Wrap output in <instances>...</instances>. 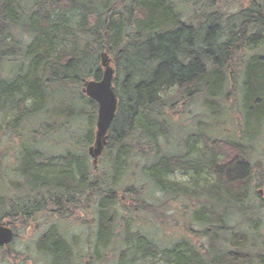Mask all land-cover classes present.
Returning <instances> with one entry per match:
<instances>
[{
	"label": "trees",
	"instance_id": "obj_1",
	"mask_svg": "<svg viewBox=\"0 0 264 264\" xmlns=\"http://www.w3.org/2000/svg\"><path fill=\"white\" fill-rule=\"evenodd\" d=\"M200 1L0 0V225L48 221L37 262L264 264V0ZM102 54L118 105L94 165ZM226 110L240 140L215 135Z\"/></svg>",
	"mask_w": 264,
	"mask_h": 264
},
{
	"label": "rangeland",
	"instance_id": "obj_2",
	"mask_svg": "<svg viewBox=\"0 0 264 264\" xmlns=\"http://www.w3.org/2000/svg\"><path fill=\"white\" fill-rule=\"evenodd\" d=\"M181 3L183 5H190V11L188 13L192 14L195 11L194 2L193 0H180ZM206 2V0H201L200 2H198V6H203L204 7V3ZM217 4L220 5L219 0L217 3L214 4V7L217 8ZM185 6H184V12H186L185 10ZM234 8H229V9H225L222 11L224 12L227 16H229L230 14H232ZM111 67L113 69H115V66L111 63ZM239 78H241L242 76L238 75ZM240 84V83H238ZM192 114H199L201 112V110L199 109H191ZM229 114H231V112L229 111H224L223 113V119L221 121V126H218V129L215 130V135L218 138L221 139H229V138H235L237 140H240L242 138V136L240 135V133L238 132V130H235V125L232 121V119L228 118ZM190 116H188V118H190ZM195 129V128H194ZM244 131H246V133H251V129L250 128H244ZM259 142L257 143L256 141L254 142V147L252 148V151L255 155V157H257L258 153L259 154H263L261 151V149L264 147V126L261 129V133L259 134ZM253 146V144H252ZM173 147V146H172ZM174 148V147H173ZM178 150H180L178 148ZM189 173L185 174L182 171H178L176 172L172 177L171 180L178 182V183H182V184H186L189 180ZM169 214L168 215H172V216H178L177 212L174 213L173 211L169 210L168 211ZM146 218L144 217V215L140 218V221L138 222L139 226L142 227H149L148 224L146 223ZM49 222L46 221L45 219L43 220L42 216H39L37 219V222L35 223V225H33V230L31 229H25L22 227H19L20 231H18L17 235L15 236V239L13 241V243L9 246L10 251H14L17 252L21 255V259H17L18 260V264H23V261L26 260L27 264H38L37 262V254H36V249L34 248V245L36 244L37 238L39 237V235L41 233H43V231L45 230V226L48 225ZM175 225L176 223L174 221H170L169 226H164V228L167 231H163V228H160V225L156 226V229H152V235L153 238L155 239V241L159 244H163L165 245L167 243V240H171L172 237H170L172 234H174V229H175ZM196 229V228H195ZM67 233L66 235H71V236H75L76 238H78L79 240V245H83L86 241L87 238V234H85V231H81L79 230V228L77 226H69L68 230H66ZM169 231V232H168ZM3 249V248H1ZM7 249L6 252L10 253L8 251V247L5 248ZM1 257V255H0ZM1 259V258H0ZM0 264H10V261L5 259V260H0Z\"/></svg>",
	"mask_w": 264,
	"mask_h": 264
},
{
	"label": "water",
	"instance_id": "obj_3",
	"mask_svg": "<svg viewBox=\"0 0 264 264\" xmlns=\"http://www.w3.org/2000/svg\"><path fill=\"white\" fill-rule=\"evenodd\" d=\"M103 74L99 81L90 80L83 84L82 92L97 104L95 142L88 154L96 164L107 144V132L114 120L117 109V98L112 88L113 69L105 54L101 55ZM13 239L12 231L0 225V246L8 245Z\"/></svg>",
	"mask_w": 264,
	"mask_h": 264
},
{
	"label": "flooded vegetation",
	"instance_id": "obj_4",
	"mask_svg": "<svg viewBox=\"0 0 264 264\" xmlns=\"http://www.w3.org/2000/svg\"><path fill=\"white\" fill-rule=\"evenodd\" d=\"M258 192H259V195H260V196H263V190L259 189ZM41 235H42V234H41ZM14 237H15V235H14ZM34 248L36 249V254H38V252H37V250H38V249H37V248H38L37 245H34ZM36 263L41 264V263H39V262H36ZM17 264H18V263H17ZM23 264H27V261L24 260V261H23Z\"/></svg>",
	"mask_w": 264,
	"mask_h": 264
}]
</instances>
